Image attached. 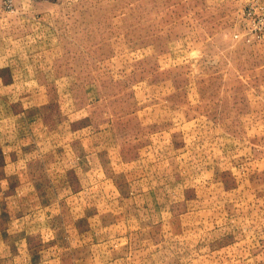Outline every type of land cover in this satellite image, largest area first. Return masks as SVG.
<instances>
[{"label": "rangeland", "instance_id": "rangeland-1", "mask_svg": "<svg viewBox=\"0 0 264 264\" xmlns=\"http://www.w3.org/2000/svg\"><path fill=\"white\" fill-rule=\"evenodd\" d=\"M0 264H264V0H0Z\"/></svg>", "mask_w": 264, "mask_h": 264}]
</instances>
